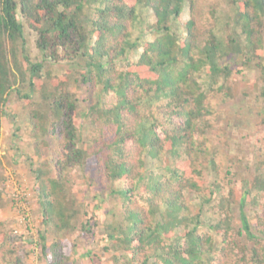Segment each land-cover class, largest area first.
I'll use <instances>...</instances> for the list:
<instances>
[{
	"label": "trees",
	"instance_id": "obj_1",
	"mask_svg": "<svg viewBox=\"0 0 264 264\" xmlns=\"http://www.w3.org/2000/svg\"><path fill=\"white\" fill-rule=\"evenodd\" d=\"M230 2L0 0V149L16 102L35 143L47 264H75L77 237L97 234L94 218L112 264H264V159L241 197L234 183L226 193L222 174L235 173L208 136L212 99L233 95L236 66L264 81V0ZM47 60L75 67L59 74ZM6 167L0 155V264H30V237L2 218ZM86 169L117 201L108 218L79 197L74 173Z\"/></svg>",
	"mask_w": 264,
	"mask_h": 264
},
{
	"label": "rangeland",
	"instance_id": "obj_2",
	"mask_svg": "<svg viewBox=\"0 0 264 264\" xmlns=\"http://www.w3.org/2000/svg\"><path fill=\"white\" fill-rule=\"evenodd\" d=\"M226 8L231 7L230 0H224ZM184 17L189 14L184 13ZM29 38L31 54H39L34 38L35 34L26 29ZM154 38L153 34L149 35ZM46 67L55 73H63L75 67L67 61H46ZM242 68V71L238 69ZM231 77L232 96H226L221 91L219 97L212 99L214 115L213 127L209 131V143L222 162V169L232 168L235 176L223 172V191L228 192L229 183L236 185L237 197H241L245 186V177H251L254 165L264 159V96L262 90L264 81L259 69H250L247 66H236ZM78 125L85 134L88 133L86 118L80 115ZM34 140L31 137L28 122L19 104L10 102L7 106V115L3 119L0 155L6 161L8 179L5 185L7 204L3 208L2 218L9 227L27 234L32 244L30 264H47L41 259V248L38 245V231L42 228V215L38 198V182L31 170L29 155H34ZM35 162L40 161L35 157ZM225 174V175H224ZM94 172L88 169L85 173H74L78 182L79 197L85 198L92 215L101 218L110 217L107 210L115 207L116 200L106 196L94 181L91 182ZM246 208L251 209L249 195L246 196ZM261 210V206L257 207ZM94 220L97 221L96 218ZM93 220V221H94ZM92 229L97 234L78 236L74 250L75 264H112L110 253L105 250L108 240L103 227ZM79 233V232H78ZM49 240V239H48Z\"/></svg>",
	"mask_w": 264,
	"mask_h": 264
}]
</instances>
